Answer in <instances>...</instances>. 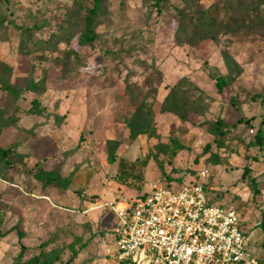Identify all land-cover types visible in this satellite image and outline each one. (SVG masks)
<instances>
[{
  "label": "rangeland",
  "instance_id": "obj_1",
  "mask_svg": "<svg viewBox=\"0 0 264 264\" xmlns=\"http://www.w3.org/2000/svg\"><path fill=\"white\" fill-rule=\"evenodd\" d=\"M223 2L105 0L97 38L81 48L67 30L83 26L93 0H0V74L2 63L11 66L20 92L0 88V147L13 149L0 156V264H30L40 253L47 264H123L114 257L112 205L139 187L193 182L211 190L213 205L236 210L251 254L264 261V146L256 139L264 136V28L230 32L221 11L217 40L191 46L176 36L179 10L195 15ZM231 18L264 24V0H247ZM74 49L81 64L66 67L63 55ZM218 74L229 83L223 95ZM42 79L44 90L27 88ZM173 87L186 119L165 107ZM220 118L224 137L207 124ZM121 159L142 166L140 185L115 179ZM41 169L69 178L68 187L44 185Z\"/></svg>",
  "mask_w": 264,
  "mask_h": 264
},
{
  "label": "built area",
  "instance_id": "obj_2",
  "mask_svg": "<svg viewBox=\"0 0 264 264\" xmlns=\"http://www.w3.org/2000/svg\"><path fill=\"white\" fill-rule=\"evenodd\" d=\"M199 183L156 184L112 205L115 258L127 264H264L251 254L240 215L213 205Z\"/></svg>",
  "mask_w": 264,
  "mask_h": 264
},
{
  "label": "trees",
  "instance_id": "obj_3",
  "mask_svg": "<svg viewBox=\"0 0 264 264\" xmlns=\"http://www.w3.org/2000/svg\"><path fill=\"white\" fill-rule=\"evenodd\" d=\"M160 1L161 0H157V3L160 4ZM183 1L190 6H194L197 3V0H183ZM246 2L247 0H224L222 5L213 4L208 8L200 9L195 15L187 14L185 13V11L179 10L180 19L176 31L177 39L180 40L179 37L185 35L186 36L185 42L191 46L196 45L199 41L208 38L217 40L218 32L220 29L218 28L219 26H217V23L221 22L217 19V17H219L221 11L224 12V15L222 17L223 20L225 19L231 20L230 23H232L233 26H230L231 25L230 23L224 25L230 27V29L228 30L230 32H238L242 29L251 32L264 28L263 22H256L252 24H245V23L238 24L237 22H234L232 20L231 16L235 12L242 10ZM104 4H105V0H93L92 7L87 10V13L82 18L83 26L82 27L71 26L70 28H68L67 31H70V37H71V40H69L70 42L73 39H76L78 45L81 48L93 46V43L98 36L95 26L96 19L100 15L104 14V9H105ZM63 60L66 67L69 66L71 63H74L76 65L81 64V59L77 55V50L75 49L71 51H66L63 55ZM1 66L3 67V72L0 74L1 91L13 97H18L20 93L19 87L17 84H14L12 82L11 66L4 63H2ZM68 72H69L68 70H64L63 76L69 77L67 74ZM214 78L216 80L218 92L223 95L226 88L229 86V83L226 80V76L223 74H218L214 76ZM27 88L36 92L44 90V79L37 82L32 81L30 86H28ZM179 90H180L179 87L172 88V91L165 98V107L167 111L171 113H175L179 115L181 118L186 119L187 116L185 114V110L183 108H180L175 102V93L178 92ZM228 103L229 105H235V101L233 100V98H231ZM239 121H241V119ZM246 122H248V120H246ZM207 124L209 125V130L211 131L212 134L220 135L223 137L225 136L226 133L225 128L227 127V124L223 118H220L215 122H207ZM256 136H257L256 138L257 145L260 148H262L264 146V136H262L261 132H259ZM208 149H209V145L206 146V150ZM73 150L74 149H71L69 151H66L65 153L68 154ZM12 151L13 149L10 148L6 149L0 147V156L3 159H5ZM250 171H251L250 167H246L244 170V175L250 174ZM35 176L39 181H42L43 184L46 186H59V187L67 188L69 185V178L61 177L58 171L49 172L41 169L35 174ZM115 179L122 184H129L134 182V185L137 183H139L140 185L144 180V173L142 170V166L140 164H137L136 162H129L127 160L121 159L119 162V172L117 173ZM193 183H198V182H193ZM164 185L171 188H178L182 186L171 183H165ZM204 186L206 187V185ZM137 190L141 192L143 188L139 187ZM252 190L255 195L259 193V189L257 188V182L255 179H252ZM2 215H3L2 210L0 209V236L6 234L1 230L2 222H3ZM262 223H264V214L262 218ZM244 233L247 236L248 233L246 231H244ZM22 238L23 236L20 234V240ZM25 250H26V246L24 244H21V251L17 259H20L23 256ZM29 263L47 264L44 255L41 253L29 259ZM121 263L127 264L126 262H121Z\"/></svg>",
  "mask_w": 264,
  "mask_h": 264
},
{
  "label": "crops",
  "instance_id": "obj_4",
  "mask_svg": "<svg viewBox=\"0 0 264 264\" xmlns=\"http://www.w3.org/2000/svg\"><path fill=\"white\" fill-rule=\"evenodd\" d=\"M114 257H115V255H114Z\"/></svg>",
  "mask_w": 264,
  "mask_h": 264
}]
</instances>
